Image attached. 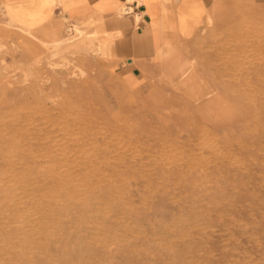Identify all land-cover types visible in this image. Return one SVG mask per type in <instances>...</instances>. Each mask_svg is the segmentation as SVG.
Masks as SVG:
<instances>
[{
    "label": "rangeland",
    "instance_id": "obj_1",
    "mask_svg": "<svg viewBox=\"0 0 264 264\" xmlns=\"http://www.w3.org/2000/svg\"><path fill=\"white\" fill-rule=\"evenodd\" d=\"M16 1L0 0V264H264V11L131 90L103 18L43 38L5 20Z\"/></svg>",
    "mask_w": 264,
    "mask_h": 264
},
{
    "label": "crops",
    "instance_id": "obj_2",
    "mask_svg": "<svg viewBox=\"0 0 264 264\" xmlns=\"http://www.w3.org/2000/svg\"><path fill=\"white\" fill-rule=\"evenodd\" d=\"M3 11L11 25L32 27L43 38L61 20L103 18L114 37V73L138 90L160 76L182 74L201 57L203 43L222 37L239 12L264 11V0H17L3 3Z\"/></svg>",
    "mask_w": 264,
    "mask_h": 264
},
{
    "label": "bare ground",
    "instance_id": "obj_3",
    "mask_svg": "<svg viewBox=\"0 0 264 264\" xmlns=\"http://www.w3.org/2000/svg\"><path fill=\"white\" fill-rule=\"evenodd\" d=\"M60 42V41H59ZM193 64V63H192ZM191 65V64H190ZM184 74V73H183ZM189 81V80H188ZM214 88V87H213ZM30 138V137H29ZM37 141V140H36ZM25 148V147H24ZM221 260V259H220Z\"/></svg>",
    "mask_w": 264,
    "mask_h": 264
}]
</instances>
